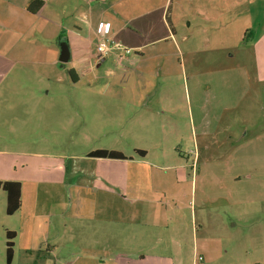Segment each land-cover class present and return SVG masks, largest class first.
Listing matches in <instances>:
<instances>
[{
    "label": "crops",
    "instance_id": "1",
    "mask_svg": "<svg viewBox=\"0 0 264 264\" xmlns=\"http://www.w3.org/2000/svg\"><path fill=\"white\" fill-rule=\"evenodd\" d=\"M32 1L0 0V181L20 184L11 215L0 190L10 264H264L261 118L242 121L237 140L231 131L264 86V0H236L233 13L228 0L192 3L207 43L195 39L188 62L170 12L181 0H37L31 12ZM101 23L129 54L96 57ZM235 40L242 51L249 41L250 56L213 67L207 52ZM176 69L183 96L169 81ZM103 106L113 142L82 152ZM95 150L124 158L88 156Z\"/></svg>",
    "mask_w": 264,
    "mask_h": 264
},
{
    "label": "rangeland",
    "instance_id": "2",
    "mask_svg": "<svg viewBox=\"0 0 264 264\" xmlns=\"http://www.w3.org/2000/svg\"><path fill=\"white\" fill-rule=\"evenodd\" d=\"M208 1H210V0H181L180 1V4H181L180 9L175 8L174 11L170 10V12L173 15V23H174V27L176 29V33H175L176 35L174 36V39L176 42H178L181 45L180 48L182 50V56L185 55V53L189 52L190 50H194L196 48V46L201 47L202 49H205V44L207 42H206V37L205 36L202 37L201 32H200L201 27H199V26L201 24H198L200 19L194 14L193 10L190 7H191L192 3H193V5H196V4L206 5V4H208ZM219 1L221 2L222 0H219ZM228 2L230 3L229 12H231V13H233L234 11L237 12V10H234V8H231V4L233 2L237 3V1L236 0L235 1L234 0H228ZM173 6L175 7V3ZM255 29H256V27H255ZM255 29H254V31H255ZM183 38H186L184 42H182ZM195 39H197V42L195 43L196 46L194 45ZM209 39H210V36H209ZM247 40H249V38ZM238 42L239 41L235 40V41H230V42L225 43L226 45H228V48L225 50L220 49V50L213 51V52H211V51L207 52L208 55L209 54L213 55L211 65L213 67L214 66L217 67V66L221 65L222 63H224L225 66H227V65L232 66L234 64H238L241 61L240 56H245L246 58L248 56H250L249 41L243 42L244 47H247V48H244L243 51H242V49L240 50L239 48H237ZM186 56H185V58L183 56V58L185 59V62H188V58H186ZM199 56L205 57V54L204 53L199 54ZM183 58H181V60H183ZM208 65H210V64H208ZM188 67H189V64L187 66V69H188ZM106 69H107V64L102 62L100 67L95 69V72L97 74H99L100 76L104 77V75H105L104 71ZM177 71H178V69H176V72L175 71L173 72L172 78H170L169 81L172 84L174 83L175 87H177V85H181L180 90L178 88V92L180 91V93H182V96H183V94H184L183 88L185 89V87L183 85V80H182L181 76H178ZM188 74L189 73L186 71L187 77H188ZM80 81L87 83L88 78L81 76ZM156 81L160 83V82H162V78L160 77L159 79H156ZM188 86H189V81H188ZM258 93H259V95L256 94V96H255V99H256L255 102L256 103L248 102L250 95H252V92H251V94L247 97V99L241 104L240 108L238 107L237 110L234 112L235 116H237L239 118L238 122H233V124H231V131H232V133H234L233 137L235 136L236 140L238 139L237 137H240V135L242 133L241 132L242 121H245L247 123V125L253 124V122H250V120L248 119V117L250 115L259 116V118H261L260 122H258L256 124L254 123L255 124L254 128H256V129H254V131L264 132V86L262 87V89L258 90ZM107 97L108 96L103 93L102 95H100L98 97V99H107ZM99 121L102 125L101 132L97 133L93 137H88V138L84 139V142L82 144H80V149H79L80 151L87 152L89 150L104 149V148H108L111 146V144L113 142V139L111 136H113V135L110 134V132H106V130H105V129L109 128V124L112 121V114L109 111V107L103 106V109H101V112H100ZM223 125H224V123H223ZM246 130L250 131V128H247ZM220 139H222V138H220ZM234 139L235 138H233L232 141H230V143L235 142L236 140H234ZM228 145L229 144H225V146H228ZM0 193H2V192H0ZM231 208L233 210H241L240 207H231ZM249 221L252 222V219L249 220L248 218H245V220H242L239 223V225L242 226V227H240L242 229L241 234H243V240L242 241H244V243L246 242L245 244H247V242L249 241L248 236L251 234L249 231V228H250V226L253 225ZM12 223L15 224V222H13L12 218H11V220H10V218H7V225L9 224L10 226H12ZM256 225L261 226L263 229V232H264V219L257 220ZM5 240H6V238L4 235V231L2 229H0V264H5ZM21 258H22V256L19 255L16 258L15 263L16 264L21 263V261H22Z\"/></svg>",
    "mask_w": 264,
    "mask_h": 264
},
{
    "label": "trees",
    "instance_id": "3",
    "mask_svg": "<svg viewBox=\"0 0 264 264\" xmlns=\"http://www.w3.org/2000/svg\"><path fill=\"white\" fill-rule=\"evenodd\" d=\"M41 6V2L37 0H33L28 9L31 12H36ZM141 152V151H138ZM88 156L94 157H102V158H111V159H123V155L108 150H95L88 153ZM0 190L4 191L6 194V214H13L20 206V184L17 182L11 181H0ZM13 233L6 232V241H5V262L6 264H10L12 259V242Z\"/></svg>",
    "mask_w": 264,
    "mask_h": 264
},
{
    "label": "built area",
    "instance_id": "4",
    "mask_svg": "<svg viewBox=\"0 0 264 264\" xmlns=\"http://www.w3.org/2000/svg\"><path fill=\"white\" fill-rule=\"evenodd\" d=\"M106 33L107 23H101L96 31L97 37H99L95 45L96 57L98 59L104 58L113 51H121L124 54H129L131 52L129 48L122 46L121 43L108 39Z\"/></svg>",
    "mask_w": 264,
    "mask_h": 264
},
{
    "label": "water",
    "instance_id": "5",
    "mask_svg": "<svg viewBox=\"0 0 264 264\" xmlns=\"http://www.w3.org/2000/svg\"><path fill=\"white\" fill-rule=\"evenodd\" d=\"M60 47H61L60 60L61 61H67L68 60V48H67V44L62 43V44H60Z\"/></svg>",
    "mask_w": 264,
    "mask_h": 264
}]
</instances>
